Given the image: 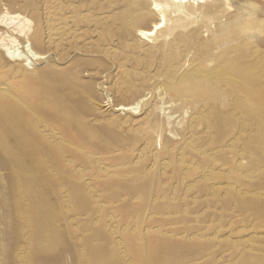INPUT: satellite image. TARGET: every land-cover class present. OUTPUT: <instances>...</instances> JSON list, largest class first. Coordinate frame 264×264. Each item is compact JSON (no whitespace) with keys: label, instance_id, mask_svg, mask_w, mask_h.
Masks as SVG:
<instances>
[{"label":"rangeland","instance_id":"1","mask_svg":"<svg viewBox=\"0 0 264 264\" xmlns=\"http://www.w3.org/2000/svg\"><path fill=\"white\" fill-rule=\"evenodd\" d=\"M156 1L0 0L44 55L0 52V264H264V31L215 50L244 0H201L144 41Z\"/></svg>","mask_w":264,"mask_h":264},{"label":"bare ground","instance_id":"2","mask_svg":"<svg viewBox=\"0 0 264 264\" xmlns=\"http://www.w3.org/2000/svg\"><path fill=\"white\" fill-rule=\"evenodd\" d=\"M222 1H223L222 3L225 4L224 6H227L229 8V4L231 3L230 0H222ZM258 1H260L261 3H264V0H258ZM241 2H243V5L241 7H239V9H238V10L241 11V13L229 15L228 16L229 17V22L227 24H225V25H223V24L216 25L217 26V29L215 31L211 32L210 38H212V40L210 41V43L208 45L210 47L211 46L212 47L213 46H216V48H213V49L217 50L218 48H221V49L224 48L227 44H230L231 42H234V41H237V40L241 39V35L244 34V33H249V32L254 31V30L257 31V32H260V31L263 32L264 31V19L261 18L262 17V14L264 13V9L262 7H260V6H258V5H255L254 3L248 2L246 0L241 1ZM204 3L205 2L204 1H201V0H157L156 2H154L152 4V11L154 13H156L157 18L153 21L152 24L146 25V26H141V28L137 30V36L140 37L144 41H149L150 39H152V37H156L159 32L160 33H165V31L163 29L167 26V16L171 17L172 15H174V17L177 16L179 18L180 17H183V16H184V18H185V16H189L190 17L192 14H195L198 10H202L204 7H205V9L207 11V14H212V16H213V17H210V20L217 18L218 15H219V13H220V11L215 10V6H213L214 4L213 5L201 6ZM211 3H212V1H211ZM209 4H210V2H209ZM187 11L189 13H187ZM203 13L205 14V12H203ZM187 21H189V20H187ZM202 24H203V22H202ZM205 24H206V22H205ZM59 25L60 24H58L57 26H59ZM31 26H32V22L27 17H23V16H20L18 14L17 15H15V14L14 15H10L8 12H6L5 14H2V16H1V11H0V52L1 53H6V57H10L15 62L19 61V56H20V54L22 55V53H19V47H20V41H21V39H25L28 43H32V44L35 43V42H37V43L39 42V40L37 38L38 37L37 35H33L32 36L30 34V32H31ZM64 26H66V25H64ZM201 27H203V25ZM62 28H63V26L62 27L60 26L58 29H56L57 31L55 33H53V35L57 39H59L61 37V35H62L61 32L62 33L64 32L62 30ZM60 30H62V31L60 32ZM194 31L196 32V30H194ZM64 35H66V34L64 33ZM61 39H62V37H61ZM27 49H28V52H29L30 56H27L24 53H23L22 56L25 55L26 61H28V63L30 62V64H31L33 61H40V60L43 59V56L44 55L41 56L40 53L34 52V50H32L33 48L31 49V47L29 45H28ZM227 53L224 54V58H225V55H227ZM209 64H214L210 71L216 70L217 68H220L223 71L227 72V71H230V69L232 68V62H227L224 65H219V64L216 65V59L215 60L214 59H211L210 62H209ZM31 65H29V66H31ZM24 66H27V65H24ZM196 70L197 69H195V71ZM251 70L252 69H250V70L247 69L246 72L251 71ZM243 71H245L243 69V67H241V66H239V67L237 66L236 67V74L237 73L238 74H241V75H236V76H238V77L241 76V80H245L246 79L245 77L242 76L243 73H244L243 75H245V72H243ZM51 73H52V71H51ZM49 75H50V73H49ZM192 75H193V73H192ZM194 75H195V73H194ZM207 75L210 76L209 75V72L207 73ZM40 76H42V75H40ZM210 77H212V75ZM212 78H214V77H212ZM48 86H49V84H48ZM259 89H261V88H259ZM3 91H6V90H3ZM257 91H258V89H257ZM48 92H49V89H48V91L46 93H48ZM37 93H38L37 91H33L32 92L33 96H31V97H33V100L34 99H39L38 98L39 96H38ZM23 97H24V101L25 102L26 101L28 102V97H26V96H23ZM250 97H252V96H250ZM14 104L15 105H19L17 101H15ZM138 105L139 104H137L136 107ZM263 107H264V105H263ZM131 110H136L135 106H133V105H131V106H120L116 111H118V112L124 111L125 113H127V112H129ZM135 112H137V111H135ZM12 113H13V111H11V108L10 107H7V106L0 107V114H1L0 117L3 119V121L7 120L8 119V116H11ZM258 114H260L259 115L260 117H262V115L264 116V108L261 107V109L258 111Z\"/></svg>","mask_w":264,"mask_h":264}]
</instances>
